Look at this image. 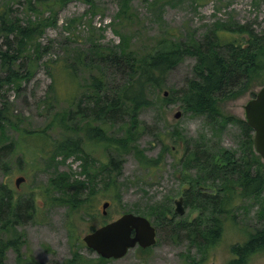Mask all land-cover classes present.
Masks as SVG:
<instances>
[{
	"label": "rangeland",
	"instance_id": "374dc122",
	"mask_svg": "<svg viewBox=\"0 0 264 264\" xmlns=\"http://www.w3.org/2000/svg\"><path fill=\"white\" fill-rule=\"evenodd\" d=\"M5 1L11 14L21 20H25L27 16L32 17L33 14H42L38 6L30 11L27 0H0V3ZM118 6V0H68L57 9L54 25L46 27L39 38L40 57L33 66L29 79H18L0 90V94L7 100L8 115L13 127L7 126L6 132L12 140L18 138V127L24 126L27 130L40 129L51 113L65 106V100L59 98L55 102L51 99L50 67L47 64L53 63L51 59L61 60L62 57H67L70 50L86 51L91 45L90 39L104 46L118 43L119 36H125L131 38V46L140 47L148 45L167 28L179 32L181 39L192 33L196 39L202 40L208 28L229 19L249 25L256 32L264 27V0H130L129 8L133 19L126 24L117 18ZM43 15L47 13L43 12ZM2 39L0 36V43ZM194 62V57L186 56L168 70L164 78L165 86L161 91L147 87L146 95L151 102L137 113L144 126L135 140L138 148L147 157L154 158L162 151L164 142L171 147L170 150L163 151L156 168L140 166L132 153L119 156L108 148L87 146L91 154L89 158L94 159L91 165L98 164L95 160L102 159L108 163L110 157L121 159L116 182L110 188L104 183L107 180V170L87 176L81 170L80 161L72 155L65 159L60 153L53 157L49 154L44 158L31 159L29 157L33 150L30 143L26 145V150L0 151V183L10 181L16 190L15 196L20 197L18 206L25 211L21 212L20 221L14 223L12 229L7 231L5 227L2 228L0 239L21 233L22 255L32 256L39 264H64L73 253L87 261L86 264H228L232 256L230 245L244 241L251 231L263 226L264 211L261 201L264 191L260 195L241 196L234 201L229 219L223 220L220 240L208 248L197 244V236L192 242L183 229L179 227L174 231L165 223L155 226L156 240L153 245L145 248L135 245L122 257L108 258L102 262L99 261L97 253L82 240L85 233L122 213L148 216L150 205L171 208L173 223L193 221L196 225L197 216L202 211L206 212L190 203H195L192 196L197 189V183L200 195L213 196L220 193L218 190L223 183L221 179L214 180L204 175L197 164L184 167L183 149L196 148L204 153L208 151L213 155L211 158L219 156L217 152L228 149L238 157L242 153L240 143L244 138L239 124L236 120L222 123L211 121L205 114H193L185 110L178 98L164 104L158 97L163 92L172 93L174 97L177 91L179 94L186 86V80L193 77ZM106 68L105 93L112 96L113 90H117L125 81V75L111 65ZM260 86L253 87V91L256 92ZM55 87L62 98L69 96L66 95L70 90L68 80L56 83ZM250 90L233 99L221 95L216 101L217 107L224 115L244 118V104L252 97ZM176 111L180 112L177 118L174 117ZM83 120L74 119L70 125L80 126ZM107 125L109 134H120L119 121ZM174 130L181 136V140L175 137ZM48 133L50 138L59 140L75 139L80 135L78 131L68 134L58 128L49 129ZM251 148L255 152L253 142ZM261 161L264 163L263 159ZM58 172L69 174L68 183L79 181L80 192L90 195V216L83 212V203L78 204L77 199L74 202L77 209L70 212L67 203L52 200L63 196L60 187L50 183L51 179H56ZM17 176L25 178L18 186L14 184ZM187 191L192 193L186 202ZM68 193L71 191L68 190ZM179 196L183 197L182 214L174 212L173 199ZM104 201L110 204L105 208V214H102L101 205ZM197 202L198 199L196 204ZM27 205L33 206L34 210L29 219L25 210ZM1 215V219L7 216ZM153 217L152 214L148 219L152 221ZM3 263L17 264L13 249L5 251ZM246 264H264V254L251 255Z\"/></svg>",
	"mask_w": 264,
	"mask_h": 264
},
{
	"label": "trees",
	"instance_id": "16d2710c",
	"mask_svg": "<svg viewBox=\"0 0 264 264\" xmlns=\"http://www.w3.org/2000/svg\"><path fill=\"white\" fill-rule=\"evenodd\" d=\"M67 1L27 0L26 4L30 11L36 8L34 6H38L42 14L27 16L25 20L12 15L6 1L0 3V36L3 38L0 43V90L5 85L17 82L18 79H29L33 66L40 57L39 38L46 27L54 25L57 9ZM129 1L118 0L117 18L125 24L133 19ZM43 12L47 15H43ZM208 29L202 40H199L192 33L181 39L179 32L167 28L148 45L140 47L131 46V38L125 36H119L118 43L104 46L90 39L91 45L86 51L74 49L61 60L51 59L53 63L47 64L50 67L51 99L55 102L63 99L66 101L65 106L51 113L40 129L27 130L24 126L18 127V138L14 141L6 132L7 126L12 124L8 115L7 100L0 94V151L26 150V145L30 143L33 150L29 157L31 159L44 158L49 154L53 157L59 153L63 154L62 157L65 159L72 155L80 161L81 170L87 176H94L107 170L105 177L107 180L104 183L110 188L116 182L121 159L110 157L108 163L100 159L95 160L98 161L97 165H91L94 159L89 158L91 154L87 146L108 148L119 156L132 153L140 166L156 168L163 151L170 150L171 147L164 142L163 149L157 156L147 157L135 144L138 134L144 128L137 113L151 102L146 95V88L152 87L157 92L161 91L165 86L166 72L184 57L192 56L195 58L192 67L193 77L186 80V86L179 91L180 95L178 91L175 97L172 93L168 92L165 95L163 92L158 95L159 99L165 104L178 98L185 110L193 114H205L211 121L222 123L236 120L244 136L240 143L242 153L235 157L232 151L223 149L216 153L219 156L211 158L213 155L208 151L204 153L196 148L192 150L185 147L182 153L184 167L197 164L204 175L214 180L221 179L223 183L218 190L220 193L213 196L200 195L196 182L197 189L192 196L195 203H190L193 207L206 210L197 216L196 225L193 221L173 223V212L169 207L167 209L150 205L147 215L150 218L152 214L154 215L150 221L154 227L164 223L174 231L180 227L187 232L192 242L197 236L198 245L205 248L213 246L220 240L223 220L229 219L234 201L241 196H257L264 191V163L251 148V128L244 118L222 114L216 104L221 95L233 99L251 89L253 96L255 93L253 87L264 84V27L260 32H256L249 25L229 19L215 23ZM109 65L120 69L125 75V81L117 90H113L112 96L105 93V70ZM22 69L24 70L20 71ZM67 80L70 82V90L66 95L69 96L62 98L55 85ZM77 118L84 119L82 124L77 127L71 126L70 122ZM115 121L120 123L118 135L108 133L107 124ZM57 128L68 134L78 131L80 135L75 139L50 138L48 130ZM173 133L178 140L182 139L175 130ZM68 177L69 174L58 172L56 179H51L50 183L60 187L63 194L62 197L52 200L67 203L70 212L77 209L78 206L74 203L77 199L78 204L83 203V212L88 215L90 195L80 192L79 181L68 183ZM191 186L194 188L193 184ZM68 190L71 191L70 194ZM15 192L10 181L0 183V231L4 227L7 231L12 229L14 223L20 221L21 212H25L19 208L20 197L15 196ZM191 193L185 192L186 202L187 198H191L189 196ZM32 208L33 206L27 205L25 209L28 219L33 215ZM261 208L264 211V198L261 201ZM1 214L7 215L6 218L1 219ZM21 237L22 234L17 233L7 239H0V264H4L3 256L9 248L16 252L17 264H39L32 256L22 255ZM229 250L232 256L228 264H246L251 255L264 254V216L261 228L251 231L244 241L231 244ZM98 259L100 262L106 260L100 256ZM79 263L86 264L87 261L73 253L64 264Z\"/></svg>",
	"mask_w": 264,
	"mask_h": 264
},
{
	"label": "water",
	"instance_id": "95a60500",
	"mask_svg": "<svg viewBox=\"0 0 264 264\" xmlns=\"http://www.w3.org/2000/svg\"><path fill=\"white\" fill-rule=\"evenodd\" d=\"M243 108L244 119L253 132L254 150L264 160V84L246 101ZM179 115V111L174 113L175 118ZM23 180V176H17L14 184L18 186ZM173 202L174 212L182 214V197L179 196ZM108 205V201L102 203V214H105ZM82 240L102 258H119L135 245L142 248L153 245L156 229L145 216L126 212L85 233Z\"/></svg>",
	"mask_w": 264,
	"mask_h": 264
},
{
	"label": "flooded vegetation",
	"instance_id": "af4514ba",
	"mask_svg": "<svg viewBox=\"0 0 264 264\" xmlns=\"http://www.w3.org/2000/svg\"><path fill=\"white\" fill-rule=\"evenodd\" d=\"M182 197V196H181ZM183 198V197H182ZM183 200V199H182ZM173 201H174V199H173ZM174 203V202H173Z\"/></svg>",
	"mask_w": 264,
	"mask_h": 264
}]
</instances>
